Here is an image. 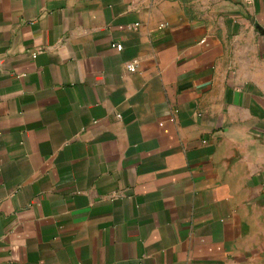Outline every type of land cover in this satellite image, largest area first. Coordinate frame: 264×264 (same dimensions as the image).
Masks as SVG:
<instances>
[{"label": "crops", "instance_id": "1", "mask_svg": "<svg viewBox=\"0 0 264 264\" xmlns=\"http://www.w3.org/2000/svg\"><path fill=\"white\" fill-rule=\"evenodd\" d=\"M0 264H264V0H0Z\"/></svg>", "mask_w": 264, "mask_h": 264}, {"label": "built area", "instance_id": "2", "mask_svg": "<svg viewBox=\"0 0 264 264\" xmlns=\"http://www.w3.org/2000/svg\"><path fill=\"white\" fill-rule=\"evenodd\" d=\"M164 25H161L160 28H163ZM116 50H121L122 46L120 44H113L112 45ZM36 54H32V58H35ZM126 69L128 70V72L130 73H134L136 71V62H130L126 65ZM205 143V142H203Z\"/></svg>", "mask_w": 264, "mask_h": 264}]
</instances>
